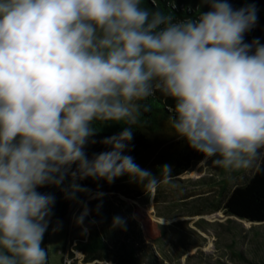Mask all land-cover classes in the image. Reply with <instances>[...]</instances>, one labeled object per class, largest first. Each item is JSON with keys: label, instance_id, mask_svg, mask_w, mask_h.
Returning <instances> with one entry per match:
<instances>
[{"label": "clouds", "instance_id": "obj_1", "mask_svg": "<svg viewBox=\"0 0 264 264\" xmlns=\"http://www.w3.org/2000/svg\"><path fill=\"white\" fill-rule=\"evenodd\" d=\"M205 2L207 12L176 21L144 0H0V264H46L54 197L39 187L66 175H127L151 189L171 180V166L157 180L124 154L155 91L174 102L172 134L201 163L243 170L260 159L264 44L244 42L255 8ZM97 122L127 127L89 159Z\"/></svg>", "mask_w": 264, "mask_h": 264}, {"label": "rangeland", "instance_id": "obj_2", "mask_svg": "<svg viewBox=\"0 0 264 264\" xmlns=\"http://www.w3.org/2000/svg\"><path fill=\"white\" fill-rule=\"evenodd\" d=\"M258 42L264 44V34ZM204 159L168 183L142 190L134 200L120 193L85 190L65 176L60 185L69 196L70 207L61 219L48 217L43 237L48 264H126L131 241L122 236L119 225H114V218L120 215H113L108 223L103 216L99 215V220L92 215L90 202L103 196L109 200L121 197L126 208L134 203L159 223L163 233L155 241L146 242L136 255L137 264H264V222L247 223L221 209L225 195L249 180L259 159L253 167L243 170L224 169L212 163L214 158L203 164ZM72 183L83 191L71 193ZM86 218L94 228L99 226L107 233L106 255L92 262L84 261L73 239V234L88 236L91 228L86 226Z\"/></svg>", "mask_w": 264, "mask_h": 264}, {"label": "trees", "instance_id": "obj_3", "mask_svg": "<svg viewBox=\"0 0 264 264\" xmlns=\"http://www.w3.org/2000/svg\"><path fill=\"white\" fill-rule=\"evenodd\" d=\"M228 2L234 10L249 5L254 6L256 22L244 34V42L251 44L253 41H258L264 34V0H228ZM143 6L153 12L161 11L171 14L176 21L195 19L209 10L205 0H144ZM173 104L170 98L163 96L159 91H155L146 101L141 102L139 119L135 125L131 126L133 138L128 142L124 152L125 155L131 156L134 163L141 169L156 176L157 180L161 179L160 168L165 164L171 166L172 178H174L183 175L194 163L204 158L203 154L190 148L183 138L172 134L170 118L173 116ZM93 127L98 131L84 147V152L89 159L101 152L110 151V147L104 145L102 141L119 134L127 125L118 122H97ZM75 167L76 165H72L71 170ZM76 181L85 190L120 193L122 197L129 200H134L142 190L149 189L127 175L119 176L111 183L102 178L91 177L76 179ZM37 191L54 197L49 217L61 219L68 214L70 199L60 184H46L39 187ZM114 200L103 196L101 199L91 201L90 209L94 212L92 215L99 220L100 216H103L106 223L113 215H120L122 224L118 227L119 232L126 237L127 241H131L128 243L130 249L126 264H137L135 260L137 253L144 249L147 241H155L163 232L159 223L144 214L138 205L130 203V206L126 208L125 201L121 197ZM117 200L121 202L119 205ZM221 209L226 215L248 221L247 223L264 222V150L253 175L244 185L236 186L228 195H225ZM86 224L91 228L88 236L85 238L83 233L79 236L73 234V239L77 241L75 246L83 253L84 261L92 262L106 255L107 233L99 226L94 228L87 218ZM121 245L125 246V244ZM42 247L46 250L44 239ZM46 264H48L47 260Z\"/></svg>", "mask_w": 264, "mask_h": 264}, {"label": "bare ground", "instance_id": "obj_4", "mask_svg": "<svg viewBox=\"0 0 264 264\" xmlns=\"http://www.w3.org/2000/svg\"><path fill=\"white\" fill-rule=\"evenodd\" d=\"M246 222H248V221H246Z\"/></svg>", "mask_w": 264, "mask_h": 264}, {"label": "water", "instance_id": "obj_5", "mask_svg": "<svg viewBox=\"0 0 264 264\" xmlns=\"http://www.w3.org/2000/svg\"><path fill=\"white\" fill-rule=\"evenodd\" d=\"M243 221H245V220H243Z\"/></svg>", "mask_w": 264, "mask_h": 264}]
</instances>
